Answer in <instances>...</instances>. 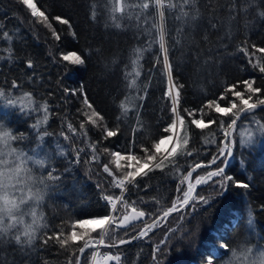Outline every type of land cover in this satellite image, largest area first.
<instances>
[{
  "label": "trees",
  "instance_id": "16d2710c",
  "mask_svg": "<svg viewBox=\"0 0 264 264\" xmlns=\"http://www.w3.org/2000/svg\"><path fill=\"white\" fill-rule=\"evenodd\" d=\"M35 2L42 10H47L49 20L61 32L62 39L55 41L51 31L36 23L35 18L30 16L29 10L19 0H0V33L8 31L13 36V39L8 41L0 35V56L5 57L0 60V87L6 92H12L14 98L22 97L27 91L33 94L32 99L37 103L46 100L49 104V118L46 124L41 123L39 129L33 130L32 124L43 117L42 110L31 111L37 104H29L25 99V106L21 109L19 103L9 107L0 100V120H6V126L9 130H14V134L23 133L26 137L23 141L14 142L13 147L31 154L34 159L46 160V167L43 169L30 164L35 167L32 168L35 175L46 176L48 170L55 169L54 174L60 179L47 182L45 198L38 208V212L44 214L49 227L41 230V238L37 239L32 249L22 251L14 243L0 244V264H45V261L47 264H67L69 256L72 255L71 249H61L54 240L44 245V233L53 235L63 226L67 234L71 231V223L76 219L100 217L109 213L101 193L115 195L117 190L109 188L106 184L111 182L112 177L103 172V164L109 163L115 171L114 158L101 151L97 160L88 164L91 169L85 165L87 159L84 157L78 164L74 163L75 146L80 148L84 145L86 151L82 154L87 156V153H91L88 149L90 141L75 136L71 141H65L60 134L63 131L72 136L67 132V123H73L79 130V123L86 119L81 114L84 109V94L103 115L108 127L119 129L117 136L98 145V149L107 147L121 153L132 150L140 154V146L151 147L154 141L161 138L163 127L167 126L172 118L171 103L165 96L167 78L163 73V58L158 43H154L150 50L145 51L140 61L142 68L137 81L138 88H126L125 66L128 65L127 70L131 71L133 49L147 47L150 40L142 29H137L135 20L125 19L121 29L112 26L109 20V0ZM232 2L233 0H198L197 7L201 16L194 24L182 25V22L176 19L178 10L171 14L166 10L169 59L173 64L175 80L183 85L180 109L186 120L185 127L189 129L188 147L199 152L195 157L186 158L189 163L195 159L207 164L212 155L216 154L217 146L204 145L200 130L190 125L193 117H189L183 109H197L209 99L219 100L225 87L232 83H238L239 90H243V85L239 82L245 79H255L256 86L264 89V74L258 69H253L248 63V57L238 51L244 41L249 45L264 47V16L261 15L264 12V0H235V13L229 11ZM93 6L97 13L95 20L91 18ZM154 11L150 9V12ZM56 15L68 18L72 28L52 20ZM213 23L216 28H212ZM181 27L183 31L178 36L177 29ZM70 32L77 35L73 37ZM205 35L208 37L207 41L204 40ZM177 39L180 40L179 43L176 42ZM9 47L13 49L11 62L7 59ZM70 51L82 54L86 63L81 66L60 63L50 55L55 53L58 57L60 52ZM250 51L254 49L250 48ZM157 56H160V64L156 63ZM28 59L34 61L33 69H27ZM13 79L21 85L17 90L11 88ZM65 88L76 90L78 94L69 95L64 92ZM126 95L129 96V104L137 107H130L128 114L124 115L119 105ZM231 99L234 97L229 93L225 100L219 102L221 106H227L228 100ZM200 115L197 112L195 118ZM256 115L264 117V110H257ZM246 122L250 123V118H243L238 128ZM86 128L92 141L100 139L102 127L97 130L86 124ZM45 130L49 135L41 141L37 133H43ZM211 130L215 131L216 125H212ZM204 134H209V130L206 129ZM216 139L219 141V134ZM238 139L236 134L234 157L227 173L239 181L249 183V188L245 190L232 186L224 195L218 196L219 189L211 182L200 187L198 192L201 195L215 197L211 206L199 205L194 212L189 207L186 209L187 213L184 211V221L179 219L180 213L173 214L163 227L154 229L149 237L138 239L127 247L112 249L113 252L119 251L122 254V264H150L153 248L164 238L169 228L177 231L169 243L162 246L163 251L159 254L157 264H203L205 252L212 248V241L218 231L224 233L225 242L229 243L230 247L245 243L253 248L264 249V138L257 137L259 142L249 151L240 147ZM60 151L65 155H60ZM180 162L185 163L183 159ZM210 168H215V165ZM210 168L203 171L198 169L193 174V179ZM138 182L140 188L130 186L127 198L140 204L138 198L143 197L149 201L147 204H140L145 209L154 210L157 207L153 198L160 200L162 206L169 207L172 199L178 195V178L171 169L156 170L147 177L138 178ZM188 214H191L189 218L186 217ZM231 219H234V225L230 223ZM197 225L199 229L195 235L186 234L185 229L191 232ZM141 226L142 223L138 222L128 226V229L121 228L118 235L123 236L125 232L133 235L138 231H135V227L139 229ZM92 235L96 237L98 232ZM79 246L81 242H77L72 248ZM88 250L86 255L89 258L93 250ZM76 254L78 255V252ZM227 259L228 256L223 257L218 264H226ZM81 262L84 264V257Z\"/></svg>",
  "mask_w": 264,
  "mask_h": 264
},
{
  "label": "snow or ice",
  "instance_id": "6c2138e0",
  "mask_svg": "<svg viewBox=\"0 0 264 264\" xmlns=\"http://www.w3.org/2000/svg\"><path fill=\"white\" fill-rule=\"evenodd\" d=\"M21 4L26 6L30 12V16L35 18V22L42 24L51 31V35L55 41L59 42L62 39L61 32L58 31L52 21L49 20L47 10H42L35 0H19ZM198 0H109V20L111 25L117 29L124 27L123 21L135 20L138 30L142 29L150 40L147 47H136L133 49V57L130 60L131 71H128V65L125 66L124 78L126 80V88L129 90L137 89V81L141 75L142 65L140 61L143 59L145 51L151 49L154 43H158L159 52L162 56L163 73L167 78V90L165 96L168 97L172 113L171 122L163 127V135L158 140L154 141L151 147L144 145L140 146V154L132 150H126L125 153L120 151L110 150L107 147L98 149V145H102L105 141L118 135V127L116 129L108 127L104 122L105 118L97 111L90 102L86 94L83 95L82 103L84 109L81 114L86 118L79 123V130L74 127L73 123H67L68 132L72 134L69 136L65 132H61V136L65 141H71L72 137H82L89 140V149L91 151V161L95 162L99 152L110 154L114 158L115 171L110 167L109 163L103 164V172L109 177H112L111 186L120 189L119 195L104 194L103 199L110 208V212L100 217H93L88 219H76L71 223V231L65 234L63 226L58 232L53 235H47L43 238V244L47 245L49 241L54 240L61 249H71L72 255L69 256L67 264H82L81 257H84V264H89V258L86 255L87 249H95L91 252V264H122V254L117 251L106 252L101 254L98 247L109 249H118L122 245L130 244L135 240L149 237V234L158 227H163L167 223L169 217L174 213H180L179 219L185 220L184 210L189 207L193 212L199 205L211 206L212 200L215 199L201 195L197 188L201 185L211 184L215 185L219 191L218 196L224 195L227 190L234 186L247 190L249 183L242 182L235 179L234 176L229 175L226 171L230 159L234 157V146L236 145V133L238 128V121L250 118L249 126L245 131L240 133L239 144L241 148L251 147L258 143L257 137L264 138V117L256 115L257 110H264V89L256 86L255 79H245L240 81L243 90H239L238 83H232L225 87L224 92L220 95L219 100L209 99L205 104L197 109H183L189 117L190 125L195 129L200 130L203 136L204 145L216 144V154L212 155L211 160L206 163L193 159L191 163L187 162L188 157H195L199 152L189 149V129L185 127L186 120L181 114L180 102L183 85L179 84L173 74V64L169 59V47L167 43L168 29L166 27L167 15L173 11L178 10L177 20L184 24H194L200 16V9L197 7ZM154 9V12H150ZM231 13H235V0L229 8ZM96 11L93 6L91 18L96 19ZM264 16V12L261 13ZM234 18V16H233ZM52 20L58 22L60 25H65L69 29L72 28L71 22L68 18H63L59 15L52 17ZM108 25L106 24V27ZM216 28V24L211 25ZM153 31L155 36L153 37ZM183 31V27L177 29L179 36ZM70 35L75 37V32H70ZM6 40L11 41L13 36L8 31L0 33ZM204 40H208L207 35ZM180 42L179 39L176 41ZM254 49V51H250ZM9 56L7 59L12 61L13 49H7ZM57 51L59 47L57 45ZM238 51L248 57V63L253 69L264 74V47H258L255 44L249 45L247 41L242 42L238 47ZM256 53H260L257 56ZM54 59L60 63H67L74 66H81L86 63V58L76 51L60 52L57 57L55 53H50ZM5 57L0 56V60ZM156 63L160 64V56L156 57ZM35 66L32 59L26 61L27 69H33ZM34 75V73H33ZM31 79V77H29ZM21 87L15 79L11 82L12 90H17ZM64 92L69 95H77L76 90L65 88ZM229 93L234 99L228 100L227 106H221L219 101L225 100ZM33 94L25 91L22 97L14 98L12 92H6L3 87H0V100L6 103V106L12 107L17 103L24 108V100L29 104H37L31 111L40 112L42 110L43 117L37 119L32 124V129H39L41 123L46 124L49 118V104L45 100L42 103H37L32 99ZM143 99V97H138ZM122 114L127 115L131 108L136 105L129 104V96L120 102L119 105ZM207 109L208 111H205ZM201 115L195 118L196 113ZM212 113L218 114L213 116ZM224 118H228L227 120ZM207 119V122H205ZM86 124L93 126L99 130L103 128L100 139L92 141L89 138ZM179 124V129L177 127ZM216 125V130L212 131L211 126ZM209 130V134L205 135V130ZM40 135L41 141L49 133L45 130ZM219 134L220 139L217 141L216 136ZM23 133L14 134V130H9L6 126V120H0V244L14 243L22 251L32 249L40 237L42 229H47L49 225L45 222L44 214L38 212L41 201L45 198V190L48 187V181L59 180L60 177L55 175V169L47 171L46 176L41 174L39 176L33 173L30 164L38 165L43 169L46 167L45 159H34L33 156L23 150H18L13 147L14 142L25 140ZM171 145V147H166ZM135 145H133L134 147ZM59 147V145H58ZM73 151L76 155V162H79V157L84 148ZM60 155H65L60 151ZM185 163L181 164V160ZM219 161V163H218ZM124 162V163H122ZM215 165V168L206 171L204 175H196L193 179V174L198 169L210 168ZM171 169L173 174L178 178V184L175 196L171 201L169 207L161 205L160 200L153 198L157 205L154 210L145 209L138 206L137 201H129L125 198L129 186L140 188L138 178L147 177L151 172L156 170L164 171ZM120 173L119 175L117 173ZM43 186V187H41ZM99 187V185H98ZM147 189V186H145ZM140 204H147L143 197L138 198ZM119 205V206H118ZM139 221L142 227L135 235H129L125 232L123 236L118 235L121 228H127L134 225V222ZM150 221V222H149ZM251 223V220L249 221ZM95 225V227H87ZM79 229V231L77 230ZM199 229L196 226L191 232L185 229L189 236H193ZM177 229L169 228L165 233L164 239H161L153 248L152 259L157 262L159 254L163 251L162 246L169 243L171 237L175 234ZM94 237L92 234L97 233ZM127 237V238H125ZM77 242H81L78 248H72ZM79 253L77 255L76 253ZM225 256H228L226 264H264V250L259 248L247 246L245 243L237 244L236 247H230L229 243L225 242L224 233L217 232L216 238L212 241V248L205 252L204 264H218ZM74 257V260H73ZM47 264V261H45Z\"/></svg>",
  "mask_w": 264,
  "mask_h": 264
},
{
  "label": "rangeland",
  "instance_id": "374dc122",
  "mask_svg": "<svg viewBox=\"0 0 264 264\" xmlns=\"http://www.w3.org/2000/svg\"><path fill=\"white\" fill-rule=\"evenodd\" d=\"M247 126H249V123H243L241 126H240V128H237V135L239 136V138H240V133H242V132H244L245 131V128L247 127ZM177 127H178V124H177ZM235 134V135H236ZM238 141H239V139H238ZM83 147H84V145H83ZM82 146L80 147V148H83ZM166 147H171V145H167ZM75 148H77V149H79L77 146H75ZM253 148H252V146L251 147H246L244 150H247V151H249V150H252ZM86 151V150H85ZM82 153H84V152H82ZM81 153V155H80V157H79V159H81L82 157H84V158H86L87 160H86V166H89L88 164L90 163V162H93V161H91V153H87L88 155L86 156V155H83ZM85 154V153H84ZM83 155V156H82ZM74 158H73V160H75V158H76V155H74L73 156ZM83 158V159H84ZM74 163H76V162H74ZM90 167V166H89ZM202 175V174H201ZM106 184L108 185V187L109 188H112V186H110L111 184H110V181L109 182H106ZM102 195H104V194H108V193H105V192H102L101 193ZM101 195V196H102ZM100 196V197H101ZM125 198H127V196L125 197ZM127 199H129V198H127ZM139 207H141V205H138ZM142 208V207H141ZM187 218H189V215H187ZM87 227H90V225L89 226H87ZM159 228V227H158ZM96 237H97V235H96ZM254 249H257V248H254ZM260 250H264V249H262V248H259ZM111 252V251H110ZM113 253H115V252H113ZM90 257H91V255H90ZM89 257V258H90ZM82 261V260H81ZM91 261H90V259H89V264H91L90 263ZM151 264L153 263V260H152V258H150V261H149ZM192 264V263H191Z\"/></svg>",
  "mask_w": 264,
  "mask_h": 264
},
{
  "label": "bare ground",
  "instance_id": "6f19581e",
  "mask_svg": "<svg viewBox=\"0 0 264 264\" xmlns=\"http://www.w3.org/2000/svg\"><path fill=\"white\" fill-rule=\"evenodd\" d=\"M67 132H68V131H67ZM84 148H85V147H84ZM76 149H77V148H76ZM88 149H89V148H88ZM85 150H86V149H85ZM89 153H90V152H89ZM74 154H75V153H74ZM74 154H73V155H74ZM82 156H83V155H82ZM73 158H74V157H73ZM82 159H83V158H82ZM72 161H73V160H72ZM82 161H84V160H82ZM232 161H233V158H232ZM232 161H231V163H232ZM77 164H78V163H77ZM77 164H76V165H77ZM83 164H84V163H83ZM74 165H75V164H74ZM85 165H86V164H85ZM212 166H213V165H212ZM31 167H32V166H31ZM33 167H34V166H33ZM33 167H32V168H33ZM90 167H91V166H90ZM90 167H89V169H91ZM92 167H93V166H92ZM34 168H35V167H34ZM166 170H167V169H166ZM202 171H203V169H202ZM202 171H201V172H202ZM204 172H205V171H204ZM205 185H206V184H205ZM110 186H111V185H110ZM202 186H204V185H202ZM202 186H201V188H202ZM130 188H131V187H130ZM204 188H205V187H204ZM206 188H207V187H206ZM199 189H200V188H199ZM115 190H116V189H115ZM127 193H128V192H127ZM101 200H102V198H101ZM138 205H140V204H138ZM185 212H186V210H185ZM186 213H187V212H186ZM188 215H189V217L191 216V214H188ZM186 217H187V216H186ZM230 223H231L232 225H234V224H235L234 219H231V222H230ZM236 224H237V223H236ZM140 225H141V224H140ZM140 225H138V226H140ZM164 225H165V224H164ZM235 226H236V225H235ZM90 227H95V225H90ZM130 227H131V225H130ZM141 227H142V226H141ZM232 227H233V226H232ZM132 228H133V226H132ZM139 228H140V227H139ZM230 228H231V227H230ZM124 229H125V228H124ZM126 229H128V228H126ZM157 229H158V228H157ZM159 229H160V228H159ZM227 229H228V228H227ZM132 230H133V229H132ZM136 230H139V229H136V227H135V231H136ZM228 230H229V229H228ZM219 232H220V231H219ZM163 239H164V238H163ZM139 240H140V239H139ZM247 240H248V238H247ZM133 243H134V242H133ZM251 243H252V242H251ZM253 244H254V243H253ZM127 245H130V244L122 245V246H120L119 248L124 247V246L127 247ZM131 245H133V244H131ZM208 245H209V244H208ZM211 245H212V244H211ZM249 247H253V246L251 245V246H249ZM119 248H118V249H119ZM104 249H106V248H103L102 250H104ZM88 251H89V250H88ZM111 252H113L112 249H111ZM90 255H91V254H90ZM160 257H161V256H160ZM205 259H206V258H205ZM204 261H205V260H203V262H204ZM90 263H91V262H90ZM158 263H159V262H158ZM150 264H151V263H150ZM203 264H204V263H203Z\"/></svg>",
  "mask_w": 264,
  "mask_h": 264
},
{
  "label": "water",
  "instance_id": "95a60500",
  "mask_svg": "<svg viewBox=\"0 0 264 264\" xmlns=\"http://www.w3.org/2000/svg\"><path fill=\"white\" fill-rule=\"evenodd\" d=\"M242 119H243V117H242ZM241 119V120H242ZM240 121H238V123H239ZM235 147V146H234ZM231 161H232V158L230 159V163L228 164V166H227V168L229 167V165L231 164ZM227 168H226V170H227ZM214 168H210V169H208L207 171H210V170H213ZM206 172V171H205ZM205 172L202 174V175H204L205 174ZM202 186V185H201ZM201 186H199L198 188H197V190L201 187ZM175 214V213H174ZM137 222H139V221H136V222H134V223H137ZM150 222V221H149ZM139 231V230H138ZM136 233H134L133 235H135ZM134 242V241H133ZM132 242V243H133ZM131 244V243H130ZM98 248H104V247H98ZM88 250V249H87ZM78 255H79V253H78ZM82 258L83 257H81V260H82Z\"/></svg>",
  "mask_w": 264,
  "mask_h": 264
}]
</instances>
